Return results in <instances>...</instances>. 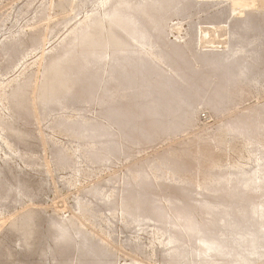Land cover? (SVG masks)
Returning <instances> with one entry per match:
<instances>
[{
  "label": "rangeland",
  "instance_id": "rangeland-1",
  "mask_svg": "<svg viewBox=\"0 0 264 264\" xmlns=\"http://www.w3.org/2000/svg\"><path fill=\"white\" fill-rule=\"evenodd\" d=\"M97 1L100 0H0V96L7 94L5 103L0 98V129L3 130H0V264H92L94 258L93 264H109L110 260V264H174L168 255L170 247L163 244L164 236L159 231L164 224L159 227L151 219L141 220L161 215L160 219L165 222H173L169 216L181 206L174 207L175 203L171 204V201L178 199L189 207L193 206L191 209L198 210L195 206L197 197L192 194L194 190H189L194 187L159 180L151 174L150 165H154L155 158H161L167 151L196 146L206 151L204 164L214 161L224 165L237 164L246 170L254 167L247 148L236 133L227 139V147L217 146L214 139L224 138L217 131L221 124H237L235 122L245 118L250 120L252 111H262L260 120L264 124V0H109L105 7L94 6ZM112 8L117 16H105V9ZM93 14H96L93 24L81 33L69 35L72 29ZM129 14L140 17L137 18L142 28L151 34L152 42H157L162 51L170 54L169 64L179 70L186 82H196L194 85L199 88L207 83L203 93L199 90L198 99L191 95L189 102H192V109L187 111L185 121L176 120L180 126L173 128L174 131L168 129L167 124L165 126L166 121L162 117L156 120L154 116H142L139 119L142 111L133 104H144L149 99L147 87L133 79L131 69H126L125 75H122L121 70L111 71L109 68V62L113 58L119 59L122 56L120 52L130 48L131 40L138 37L141 29L123 21L128 27L125 30L122 18ZM121 29L125 30V34ZM114 46H117L116 49ZM229 48L231 52L227 50ZM226 50L230 52L227 63L231 61L227 68L232 67L231 71H235L239 61L244 62L250 69L246 74L248 79L245 77V81L234 83L229 88L230 99L222 101L223 106L221 103L218 111H212L205 101L213 100L214 87L219 88L224 81V73L220 70L223 71L224 67H218L215 72L211 68L212 60L216 54L222 55ZM149 68V73L154 75L156 71ZM176 81L174 79L171 84L174 89L179 87ZM47 89L51 92L48 93ZM40 92L43 93L41 96ZM199 96L205 98L200 100ZM37 97L42 98L40 102ZM47 97L49 101H46ZM50 98H53L51 103ZM65 116L92 121L89 126L96 129V136L91 139L94 146L84 147L89 139L73 137V131L80 133L83 129L77 122H66ZM242 129L238 127L237 131L244 135ZM259 138L264 142L262 135ZM64 149L69 156L75 155L67 158L63 154ZM191 161L190 157H185L181 163L190 170L195 164ZM134 167L140 168L135 169L138 170L135 174H139L136 182L130 179V174L135 172ZM135 183L137 186H134ZM199 197L211 200L212 196L202 194ZM134 200H137L138 208H134ZM83 208L87 210L89 219L82 214ZM166 215H169L168 220ZM167 230L173 233L169 227ZM88 248L96 249L98 255L95 252L92 256L88 255ZM82 253L84 255L81 256ZM230 261L227 257L222 258L219 264H243L233 257ZM246 264H264V254L263 258H252Z\"/></svg>",
  "mask_w": 264,
  "mask_h": 264
},
{
  "label": "bare ground",
  "instance_id": "bare-ground-1",
  "mask_svg": "<svg viewBox=\"0 0 264 264\" xmlns=\"http://www.w3.org/2000/svg\"><path fill=\"white\" fill-rule=\"evenodd\" d=\"M121 1V0H120ZM136 1V0H135ZM140 1V0H139ZM173 1V0H171ZM170 1V2H171ZM176 1V0H175ZM186 1V0H185ZM199 1V0H198ZM142 2V1H141ZM161 2V1H160ZM159 2V3H160ZM167 3V1H165ZM235 2V1H234ZM172 3V2H171ZM109 4V0H100L97 1L96 5L98 7H105ZM142 4V3H141ZM152 4V3H151ZM154 4V3H153ZM126 5V3H125ZM224 5V4H223ZM155 6V5H154ZM159 6V5H158ZM166 6V5H165ZM169 6V4H168ZM171 7V6H170ZM176 7V6H175ZM178 7V6H177ZM119 8V7H118ZM149 8V7H148ZM123 9V7H122ZM127 9V8H126ZM137 9V8H136ZM140 9V8H139ZM158 9V8H157ZM179 9V8H178ZM129 10V8H128ZM144 10V9H143ZM127 11V10H124ZM134 11V10H133ZM154 11V10H153ZM161 11V10H160ZM174 11V10H173ZM141 12V11H140ZM162 12V11H161ZM160 12V13H161ZM166 12V10H165ZM117 12H114V9H105L104 15L105 16H117ZM129 13H131L129 11ZM137 13V12H136ZM153 13V12H152ZM158 13V12H157ZM164 13V12H163ZM162 13V14H163ZM172 13V12H171ZM128 14V13H127ZM155 14V12H154ZM165 14V13H164ZM168 14V13H167ZM175 14V13H174ZM96 14L91 15L87 19H85L83 22H81L79 25H77L74 29L71 30L69 35H75L77 33H81L86 29L88 26L94 23V17ZM101 15V14H100ZM121 15V14H120ZM138 15V14H135ZM182 15V14H181ZM119 16V15H118ZM146 16V15H145ZM139 17V16H137ZM136 16L133 15H127L122 18V24L123 21L127 22L129 26L131 25L133 28H137L138 37H133L131 40V46L127 50H123L120 52V55H122L119 59L111 60L109 62V68L112 71L113 69H119L121 70V74L125 75L126 69H131V73H133V76H131L136 82H138L139 85H143L147 87V96H149L148 100L144 104H138L135 103L133 106L138 108L139 110L142 111L140 112V116L138 117L139 119L142 118V116L149 117L154 116L156 118L162 117L169 127L168 129L171 128V131H174L173 128H179L180 123L178 125V120L185 121L187 117V111L192 109V105L189 102V100L192 98H197L198 99V94L199 90L204 89L206 87V82L203 84V88H199L195 86L194 84L186 82L182 77L181 73L179 70L174 68L171 64H169L170 60V54L167 52L162 51L158 45L155 42H152V37L149 32L144 30L142 28V25L140 24V20H138ZM148 18V16H146ZM74 18V17H73ZM115 18V17H114ZM140 18V17H139ZM121 19V17H120ZM151 19V18H150ZM102 20V18H101ZM156 20V19H155ZM160 20V19H159ZM107 21V19L105 20ZM111 23V26L113 24ZM121 21V20H120ZM146 21V20H145ZM153 21V20H151ZM167 21V20H166ZM97 22V21H96ZM101 23V22H100ZM108 23V22H107ZM110 23V22H109ZM116 23V22H115ZM120 23V22H119ZM117 23V24H119ZM103 25V22L101 23ZM104 24H106L104 22ZM121 24V25H122ZM126 24V23H125ZM151 24V23H150ZM157 24V22H156ZM160 24V23H159ZM158 24V25H159ZM108 25V24H106ZM104 25V27H109ZM124 25V24H123ZM146 25V24H145ZM144 25V26H145ZM152 25V24H151ZM97 26V24H96ZM115 25H113L114 27ZM117 26V25H116ZM127 26V25H126ZM149 26V25H148ZM154 26V25H153ZM98 27V26H97ZM103 28V26H101ZM100 27V29H101ZM131 27V28H132ZM146 27V26H145ZM161 27V25H160ZM164 28V26H162ZM125 30L128 28L125 27ZM160 29V28H158ZM98 30V29H97ZM103 31V29H101ZM113 30V29H112ZM119 30V29H117ZM125 30L121 31L124 32ZM133 30V29H132ZM108 31V28H107ZM137 31V30H136ZM135 31V32H136ZM163 31V29H162ZM237 31V30H236ZM105 32V31H104ZM103 32V33H104ZM134 32V34H136ZM161 32V31H160ZM91 33V32H90ZM108 33V32H107ZM129 33V31H128ZM106 34V33H105ZM111 34V33H110ZM133 34V35H134ZM160 34V33H158ZM109 35V34H107ZM128 35V34H127ZM153 35V34H152ZM100 36V35H99ZM104 36V35H103ZM113 36V35H112ZM108 37V36H107ZM131 37H132V32H131ZM129 36V38H131ZM68 38V37H67ZM90 38V37H89ZM98 38V36H97ZM126 38V37H125ZM86 39V38H85ZM95 39V37H94ZM104 39V38H103ZM82 40V39H81ZM84 40V39H83ZM88 40V39H87ZM109 39H107L108 41ZM111 40V39H110ZM113 40V39H112ZM157 40V39H156ZM76 41V40H75ZM106 41V42H107ZM116 41V40H114ZM87 42V41H86ZM105 42V40H104ZM118 42V41H117ZM244 42V41H243ZM99 43V42H98ZM113 43V42H110ZM125 43V42H124ZM130 43V42H129ZM103 44V43H100ZM99 44V46H100ZM115 44V43H114ZM119 44V43H118ZM69 45V44H68ZM97 45V44H96ZM109 45V43H108ZM117 45V43H116ZM95 46V45H94ZM111 46V45H110ZM184 46V45H183ZM72 47V46H71ZM69 47V48H71ZM104 47V46H103ZM117 46H114L116 49ZM121 47V46H120ZM119 47V49H120ZM195 47V46H194ZM235 46L231 47L232 49ZM237 47V46H236ZM239 47H241L239 45ZM68 48V47H67ZM79 48V47H78ZM105 48V47H104ZM108 48V46H107ZM110 48V47H109ZM108 48V50H109ZM112 48V46H111ZM123 48V47H122ZM127 48V46H126ZM227 48V47H226ZM231 48L227 49L230 50ZM10 49V48H9ZM89 49V48H88ZM97 49V48H96ZM244 49V47H243ZM19 50V49H18ZM74 50V49H73ZM103 50V49H102ZM174 50V49H173ZM197 50V49H196ZM226 50L225 53H223L221 56H218L219 58H216L212 60V70L214 69L215 72L218 70V67H224L223 71L222 69L221 72L224 73V76L222 77L223 84L219 88H215V91L213 93V100L205 101V105L209 106V109L212 111H218L219 110V105H221L222 101L230 99V90L229 88L236 82L239 81H245L246 74L248 73V67L247 65L245 66L242 62L236 67L235 71H231L230 63L231 61L229 60L230 63H227L229 58V54L231 52H228ZM83 51V50H82ZM88 51V50H87ZM93 51V48H92ZM91 51V52H92ZM110 51V50H109ZM115 50H113L114 52ZM117 51V50H116ZM120 51V50H119ZM223 51V50H222ZM249 51V50H248ZM257 51V50H256ZM67 52V51H66ZM90 52V51H89ZM101 52V51H100ZM105 52V51H104ZM103 52V54H104ZM118 52V51H117ZM196 52V51H195ZM85 53V52H84ZM107 53V52H106ZM177 52H174L176 54ZM193 53V52H192ZM246 53V52H244ZM88 54V53H87ZM93 54V53H92ZM96 54V53H95ZM101 54V55H103ZM118 54V53H117ZM179 54V53H178ZM177 54V56H178ZM211 54V53H210ZM209 54V56H210ZM81 55V54H80ZM106 55V54H105ZM110 55V54H108ZM116 55V54H115ZM73 56V55H72ZM84 56V55H83ZM87 56V55H86ZM111 56V55H110ZM109 56V57H110ZM175 56V55H174ZM213 56V55H212ZM211 56V57H212ZM90 57V56H89ZM92 57V56H91ZM113 57V56H112ZM119 57V56H118ZM207 57V56H206ZM238 57V56H237ZM66 58V57H65ZM98 58V57H97ZM105 58V57H104ZM185 58V57H184ZM194 58V57H193ZM200 61H201V57ZM204 58V57H203ZM223 58V59H222ZM236 58V57H235ZM76 59V58H75ZM74 59V60H75ZM232 59V58H231ZM48 60V59H47ZM66 60V59H65ZM92 60V59H91ZM99 60V59H98ZM181 60V59H180ZM192 60V59H191ZM190 60V61H191ZM195 60V59H193ZM235 60V59H234ZM238 60V58H237ZM247 60V59H246ZM106 61L107 60L106 58ZM179 61V60H178ZM233 61V59H232ZM242 61V60H241ZM244 61V60H243ZM50 62V61H49ZM70 62V61H67ZM74 62V61H73ZM199 62V61H198ZM236 62V61H234ZM238 62V61H237ZM236 62V63H237ZM46 63V62H45ZM55 63V62H54ZM62 63V62H61ZM99 63V62H98ZM171 63V62H170ZM183 63V62H181ZM195 63V62H194ZM209 63V61H208ZM233 63V62H232ZM246 63V62H245ZM173 64V63H172ZM235 64V63H233ZM47 65V64H46ZM54 65V64H53ZM85 65V64H84ZM210 65V64H209ZM108 66V65H107ZM175 66V65H174ZM191 66V65H190ZM207 66V65H206ZM49 67V66H48ZM52 67V66H51ZM68 67V66H67ZM85 67V66H84ZM88 67V66H87ZM149 67H152L154 71V75L150 74L149 72ZM178 67V66H177ZM184 67V65H183ZM188 67V66H187ZM43 68V67H42ZM72 68V67H71ZM149 68V69H148ZM203 68V67H202ZM234 68V67H233ZM54 69V66H53ZM85 69V68H83ZM156 69V70H155ZM152 70V73H153ZM182 70V69H181ZM233 70V69H232ZM62 71V70H61ZM109 71V70H108ZM47 72V71H46ZM56 72V71H55ZM103 72V71H102ZM160 74H158V73ZM212 72V71H211ZM219 72V71H218ZM217 72V73H218ZM219 72V73H221ZM100 73V72H99ZM105 73V72H104ZM145 73H149L148 76H145ZM196 73V72H195ZM216 73V74H217ZM49 74V73H48ZM56 74V73H55ZM54 74V75H55ZM62 74V73H59ZM64 75V74H63ZM103 75V74H102ZM105 75V74H104ZM117 75V74H116ZM44 76V75H43ZM57 76V75H56ZM78 76V75H77ZM187 76V75H186ZM185 76V77H186ZM189 76V75H188ZM197 76V75H196ZM219 76V77H220ZM248 76V75H247ZM111 77V74H110ZM120 77V75H119ZM208 77V76H207ZM250 77V76H249ZM253 77V76H252ZM255 77H257L255 75ZM54 78V76H53ZM80 78V76H79ZM127 78V77H126ZM136 78V79H135ZM213 78V77H212ZM247 78V77H246ZM259 78V77H258ZM47 79V78H46ZM61 79V78H59ZM100 79V78H99ZM176 79L179 82V87L175 88L171 86L172 81ZM248 79V78H247ZM43 78H41V81ZM56 80V79H55ZM58 80V79H57ZM113 80V79H112ZM132 80V79H130ZM201 80V79H200ZM221 80V79H219ZM253 80V79H251ZM25 81V80H24ZM126 81V80H125ZM176 83L178 84V82ZM189 81V80H188ZM197 81V80H196ZM211 81V80H210ZM248 81V80H247ZM250 81V79H249ZM29 82V81H28ZM92 82V81H91ZM101 82V81H100ZM104 82V80H103ZM251 82H254L251 81ZM42 83V82H41ZM49 83V82H48ZM65 83V82H64ZM133 83V82H132ZM174 83V82H173ZM216 83V82H215ZM20 84V83H19ZM101 84V83H100ZM115 84V83H114ZM151 84L154 85V88H151ZM201 84V83H200ZM219 84V83H218ZM51 85V84H50ZM49 85V87H50ZM67 85V84H65ZM112 85V84H111ZM116 85V84H115ZM131 86L133 84H130ZM173 85V84H172ZM210 85V84H209ZM41 86V85H40ZM110 86V85H109ZM175 86V85H174ZM145 87V88H146ZM177 87V85H176ZM123 88V87H122ZM133 88V87H132ZM135 88V85H134ZM208 88V87H207ZM206 88V89H207ZM38 89V88H36ZM35 89V90H36ZM43 89V88H42ZM63 89V88H62ZM68 89V88H66ZM97 89V88H96ZM110 89V88H109ZM209 89V88H208ZM219 89V90H218ZM64 90V89H63ZM90 90V89H89ZM125 90V89H124ZM138 90V89H137ZM143 90V89H142ZM167 91L166 93L163 91ZM48 91V89H47ZM66 91V90H65ZM68 91V90H67ZM101 91V89H100ZM42 92V90H41ZM40 96L43 94H41ZM51 92V91H50ZM48 91V93H50ZM54 92V91H53ZM57 92V90H56ZM59 92V91H58ZM64 92V91H63ZM89 92V91H88ZM131 92V91H130ZM133 92V90H132ZM131 92V93H132ZM204 91L202 90L201 93ZM211 92V90H210ZM27 93V92H26ZM34 93V92H33ZM38 93V92H37ZM114 93V92H113ZM143 93V91H142ZM208 93V92H207ZM12 94V93H11ZM46 94V93H45ZM44 94V96H45ZM79 94V93H78ZM119 94V93H118ZM144 94V93H143ZM15 95V94H14ZM35 95V94H34ZM50 95V94H49ZM99 95V94H98ZM209 95V93H208ZM207 95V96H208ZM210 95H212L210 93ZM23 96V95H22ZM21 96V97H22ZM26 96V95H25ZM43 96V99H44ZM48 96V95H47ZM53 95H50V97ZM135 96V95H134ZM139 96V94H138ZM169 96V97H168ZM191 96V97H190ZM203 96V95H202ZM200 97L199 99L202 100L201 98L205 97ZM39 97V96H38ZM37 97V98H38ZM91 97V96H90ZM97 97V96H96ZM101 97V95H100ZM210 97V96H209ZM1 100L6 102L7 99V94L1 95L0 96ZM24 98V97H23ZM40 98V97H39ZM40 100L42 99H39ZM46 98V97H45ZM60 98V97H59ZM93 98V97H92ZM122 98V97H121ZM146 98V97H145ZM31 99V98H30ZM52 99V100H51ZM71 99V98H70ZM117 99V98H116ZM32 100V99H31ZM36 102V99H34ZM48 100V97L46 101ZM50 103L53 101V98H50ZM58 100V99H56ZM77 100V99H76ZM94 100V99H93ZM193 100V99H192ZM208 100V99H205ZM44 101V102H46ZM49 101V100H48ZM96 101V100H95ZM98 101V100H97ZM109 101V99H108ZM107 101V102H108ZM112 101V100H111ZM116 101V100H115ZM122 101V100H121ZM143 101V100H142ZM145 101V100H144ZM191 101V100H190ZM26 102V101H25ZM28 102V100H27ZM26 102V103H27ZM38 102V104H39ZM69 102V101H68ZM86 102V101H85ZM93 102V101H92ZM119 102V101H118ZM34 101L32 102V104ZM37 103V102H36ZM109 103V102H108ZM194 103V102H193ZM224 103V102H223ZM222 103V106H223ZM226 103V102H225ZM18 104V103H17ZM30 108L31 104L28 103ZM27 104V105H28ZM45 104V103H44ZM43 104V105H44ZM104 104V103H103ZM17 106V105H16ZM203 106V105H202ZM7 107V106H6ZM19 107V106H18ZM26 107V106H25ZM99 107V106H98ZM115 107V106H114ZM201 107V106H200ZM120 108V107H119ZM223 108V107H222ZM27 109V107H26ZM32 109V108H31ZM45 109V108H44ZM134 109V108H133ZM137 109V111H138ZM250 109V108H249ZM8 110V108H7ZM24 110V109H23ZM118 110V109H117ZM127 110V109H125ZM124 110V111H125ZM197 110V109H196ZM80 111V110H79ZM121 111V110H119ZM123 111V110H122ZM194 111V110H193ZM260 111V110H259ZM258 110L252 111L251 113V118L250 120L242 119L241 122L237 121L235 123L237 124H230L226 123L221 124L218 128L217 131H219L221 134L224 135V138H215V142L217 146H222L224 145L225 147L228 146L229 141L227 139H230L233 134H237V138H239L242 142L243 145L247 148V152L249 153V157L251 158L254 167L250 170L244 169L242 166H239L237 164H232V165H224L220 164L214 161H210L207 164H204L203 162L206 161V156H205V150H202L199 147H194L192 149H184V150H179V151H167L166 153L161 155V158H155L156 160L154 161V165H150V171L151 174H153L156 178L159 177V180H165L169 182H174L181 185L184 184L185 187H194V189H189V190H194L192 194L197 197L195 200V206L198 208L197 209H191L190 207L193 206H188L187 204H184L181 200L174 199L175 201L172 202L171 198V204H174V207L177 205H180L181 209H174L173 214L166 215L167 220L170 217L173 222H165L164 220L160 219L161 216L160 212L159 217H157V211L156 213V218H151V217H144L141 221L144 220H153L154 222H157L160 225L166 226V229H163L164 226L160 229L159 231L162 236H164V242L163 244L167 245L170 247L169 251V256L171 257V262L174 264H219L220 260L222 258L226 257L230 261V257H233L236 259L238 262L246 264L247 262L250 261L252 258H263L264 254V188H262V185L264 186V142L260 140V136L262 135V138L264 139V124L261 123L260 117L262 116L261 112ZM30 112V111H29ZM126 112V111H125ZM124 112V115H125ZM211 112V111H210ZM43 113V112H42ZM101 113V112H100ZM111 113V112H110ZM48 114V113H47ZM102 114V113H101ZM107 116V113H105ZM122 114V113H121ZM129 114V113H128ZM127 114V115H128ZM99 115V114H98ZM131 115V114H130ZM134 115V114H133ZM132 115V116H133ZM137 115V113H136ZM8 116V115H7ZM53 116V115H52ZM123 116V115H122ZM126 116V115H125ZM135 116V115H134ZM111 117V116H110ZM114 117V116H113ZM119 117V116H118ZM11 118V116H10ZM66 122H77L79 128L83 129L80 131V133H77L76 131H73L72 135L73 137H78L79 139H89V141L84 144V147H92L91 139L96 136V129L93 127H90L89 124L92 123V121L78 117V118H71L70 116H65L64 117ZM197 118V117H196ZM242 118V117H240ZM244 118V117H243ZM249 118V117H248ZM9 119V118H8ZM115 119V117H114ZM152 119V118H151ZM235 119V118H234ZM238 119V118H237ZM7 120V119H5ZM12 120V119H11ZM97 120V119H96ZM111 120V119H110ZM138 120V119H137ZM157 120V119H156ZM162 120V119H161ZM197 120V119H196ZM16 121V120H15ZM136 121V120H135ZM139 121V120H138ZM164 121V122H165ZM195 121V120H194ZM229 121V120H228ZM233 121V120H231ZM235 121V120H234ZM264 121V119H262ZM63 122V121H62ZM133 122V121H132ZM150 122V120L148 121ZM154 122V118H153ZM230 122V121H229ZM15 123V122H14ZM103 123V122H102ZM113 123V122H112ZM116 123V122H115ZM122 123V122H121ZM159 123V122H157ZM10 124V123H9ZM96 124V123H95ZM106 124V122L104 123ZM117 124V123H116ZM125 124L128 126V122H125ZM150 124V123H149ZM148 124V125H149ZM156 124V123H155ZM162 124V123H161ZM160 124V125H161ZM162 124V125H164ZM13 125V124H12ZM108 125V124H107ZM125 125V126H126ZM159 125V124H157ZM219 125V124H218ZM75 126V125H74ZM124 126V125H123ZM122 126V128H123ZM141 126V125H140ZM63 127V125H62ZM103 127V126H102ZM121 127V126H120ZM160 127V126H159ZM241 127L244 129V135H242L241 132L237 131V128ZM64 128V127H63ZM121 128V130H122ZM128 128V127H127ZM141 128V127H140ZM149 128V127H148ZM161 128V127H160ZM163 128V127H162ZM167 128V127H166ZM216 128V127H215ZM11 129V128H10ZM72 129V128H71ZM125 129V128H124ZM146 129V127L144 128ZM151 129V128H150ZM153 129V128H152ZM156 129V128H155ZM167 129V132H168ZM173 129V130H172ZM240 129V128H239ZM242 129V130H243ZM3 131L2 129H0ZM111 130V129H110ZM159 130V129H157ZM156 130V131H157ZM162 130V129H161ZM106 131V130H105ZM132 131V130H131ZM138 131V130H137ZM143 131V130H142ZM152 131V130H150ZM163 131V130H162ZM170 131V130H169ZM133 132V131H132ZM136 132V130H135ZM145 132V130H144ZM153 132V131H152ZM151 132V134H153ZM161 132V131H160ZM166 132V131H165ZM119 133V132H118ZM117 133V134H118ZM147 134V132H145ZM169 133V132H168ZM155 134V133H154ZM153 134V135H154ZM170 134V133H169ZM235 134V135H236ZM150 135V134H149ZM152 135V136H153ZM126 136V135H124ZM123 136V138H124ZM133 136V135H132ZM104 137V136H103ZM143 137V136H142ZM146 137V136H144ZM156 137V135H155ZM117 138V137H116ZM200 138V137H199ZM226 138V139H225ZM112 139V138H111ZM129 138H127L128 140ZM141 139V138H140ZM144 139V138H143ZM6 140V138L4 139ZM109 140V139H108ZM113 140V139H112ZM7 141V140H6ZM87 141V140H86ZM120 141V140H119ZM136 141V140H135ZM127 142V141H126ZM138 142V141H137ZM78 143V142H77ZM107 143V142H106ZM121 143V142H120ZM114 144V143H113ZM110 145V144H109ZM124 145V144H123ZM108 146V145H107ZM106 146V147H107ZM113 146V145H112ZM121 147V145H120ZM119 147V148H120ZM1 148V147H0ZM2 149V148H1ZM107 149V148H106ZM118 149V148H116ZM76 151V150H75ZM110 151V150H109ZM117 151V150H116ZM88 152V151H87ZM91 153H95V151H91ZM67 158H72L75 154L73 153L72 155H68L66 149H64L63 153ZM97 154V152H96ZM99 154V153H98ZM7 155V154H5ZM57 155V154H55ZM59 157V156H58ZM57 157V158H58ZM61 157V156H60ZM93 157V156H92ZM91 157V158H92ZM97 157V156H96ZM107 157V156H106ZM185 157H190L193 161L194 167L190 170H187L184 168V165L181 163V160ZM100 158V157H99ZM103 158V157H102ZM98 159V157H97ZM110 159V158H109ZM61 160V159H60ZM64 160V159H63ZM99 160V159H98ZM189 160V159H187ZM62 161V160H61ZM191 161V162H192ZM86 162V161H85ZM64 163V162H63ZM66 163V161H65ZM70 164V163H68ZM96 164V163H95ZM100 164V163H99ZM149 164V163H148ZM190 165V164H189ZM57 166V164H56ZM143 166V165H142ZM147 166V165H146ZM143 167V168H146ZM139 167V166H138ZM136 167V168H138ZM135 167L133 168L135 171L134 173L130 174V179L135 181L139 178V174L137 173L138 170ZM140 169V168H138ZM131 170V169H130ZM129 170V171H130ZM132 171V170H131ZM148 170L144 171L147 172ZM141 172V171H140ZM143 172V171H142ZM144 174V173H143ZM150 173L148 174V176ZM141 176V174H140ZM127 177V176H126ZM143 177V176H142ZM151 177V176H150ZM149 178V177H148ZM153 178V177H152ZM146 180V178H145ZM154 180V179H153ZM152 181V180H151ZM157 181V180H156ZM126 182V181H125ZM136 182V181H135ZM128 183V182H127ZM144 183V181L142 182ZM21 184V183H20ZM148 184V183H147ZM146 184V186H147ZM150 184V183H149ZM126 185V184H125ZM131 185V184H130ZM140 185V183H139ZM144 186V184H142ZM141 185V186H142ZM134 186H137L136 183ZM142 186V187H143ZM159 186V185H158ZM17 187V186H16ZM21 187V186H20ZM145 187V186H144ZM179 187V186H177ZM129 188V187H128ZM10 189V188H9ZM14 189V188H13ZM137 189V188H136ZM154 189V188H153ZM179 189V188H178ZM156 190V189H155ZM23 191V189H22ZM135 191V190H134ZM138 191V190H137ZM161 191V190H160ZM180 191V189H179ZM183 191V190H182ZM181 191V192H182ZM185 191V190H184ZM190 191V193H191ZM187 191H185L186 193ZM30 193V192H29ZM96 193V192H95ZM133 193V192H132ZM152 193V192H151ZM184 193V192H183ZM189 193V191H188ZM189 193V194H190ZM94 194V193H92ZM187 194V193H186ZM202 194H208L211 195V200H208V198H200L199 196ZM184 195V194H183ZM188 195V194H187ZM186 195V196H187ZM18 196V195H17ZM144 197V196H143ZM202 197V196H201ZM146 198V197H145ZM148 198V197H147ZM151 198V197H150ZM168 199V198H167ZM170 199V198H169ZM126 200V199H124ZM138 200V199H137ZM136 200V201H137ZM145 200V199H144ZM131 201H133L131 199ZM134 200V208H136V202ZM144 202V201H143ZM170 202V201H169ZM131 203V202H130ZM188 203V202H187ZM128 204V202H127ZM138 204V203H137ZM141 204V203H139ZM138 204V205H139ZM165 204H170V203H165ZM121 205V204H120ZM123 205V204H122ZM126 205V203H125ZM145 205V203H144ZM147 205V204H146ZM151 205V204H150ZM141 206V205H140ZM194 206V207H195ZM126 208V207H125ZM138 208V207H137ZM144 208V207H143ZM153 208V207H152ZM165 208V207H164ZM179 208V207H178ZM129 209V207L127 208ZM140 209V208H139ZM163 209V208H162ZM161 209V211H162ZM122 210V209H121ZM135 210V209H134ZM150 210V209H149ZM152 210V209H151ZM137 211V210H135ZM141 211V210H140ZM144 211V209H143ZM142 211V212H143ZM155 211V210H154ZM152 211V212H154ZM170 211V210H169ZM124 212V211H123ZM127 212V211H126ZM125 212V213H126ZM145 212H147L145 210ZM166 212V210H165ZM129 213V212H127ZM141 213V212H140ZM139 213V214H140ZM149 213V212H148ZM147 213V214H148ZM82 214L88 218V213L86 209H82ZM122 214V213H121ZM131 214V212H130ZM129 214V216H130ZM144 214V213H143ZM146 214V216H147ZM151 214V213H150ZM162 214V213H161ZM168 214V212H167ZM123 215V214H122ZM149 215V214H148ZM155 215V214H153ZM128 216V217H129ZM152 216V215H151ZM169 216V217H168ZM172 216V217H171ZM132 217V216H131ZM136 217V216H135ZM133 217V218H135ZM142 217V216H141ZM138 218V217H137ZM25 219V217H24ZM131 219V218H130ZM136 220V219H135ZM139 220V219H138ZM150 220V221H151ZM140 221V222H141ZM137 221H135L136 223ZM29 223V222H28ZM65 223V222H64ZM62 224V223H61ZM60 225V223H59ZM56 226V225H55ZM58 226V225H57ZM66 226V225H65ZM154 226V225H153ZM158 226V225H157ZM62 227V226H61ZM69 227V226H67ZM156 227V226H155ZM167 227L170 228V230L173 231L171 233L170 231L167 230ZM57 228V227H56ZM55 228V229H56ZM65 228V227H64ZM54 229V228H53ZM52 229V230H53ZM74 229V228H72ZM57 230V229H56ZM68 230V229H67ZM70 230V228H69ZM55 231V230H54ZM59 231V229H58ZM73 231V230H72ZM76 231L75 233H77ZM177 232V233H176ZM42 233V232H41ZM65 233V232H64ZM70 233V232H69ZM74 234V233H73ZM81 234V233H79ZM21 235V234H20ZM41 235V234H40ZM62 234L59 235V237ZM69 235V234H68ZM78 235V234H77ZM180 235V236H179ZM22 236V235H21ZM29 236V235H28ZM46 236V235H45ZM70 236V235H69ZM93 236V235H92ZM91 236V237H92ZM41 237V236H40ZM71 237V236H70ZM83 237L85 238L84 234ZM21 238V237H20ZM29 238V237H28ZM56 238V237H55ZM62 238V237H61ZM75 238H77L75 236ZM74 238V239H75ZM81 239V238H80ZM86 239V238H85ZM95 239V238H94ZM63 240V239H62ZM41 241V240H40ZM46 241V240H45ZM83 241V240H82ZM92 241V240H91ZM97 241V239H96ZM64 242V241H63ZM68 242L69 241H65ZM87 242V241H86ZM89 242V241H88ZM44 243V242H43ZM71 243V242H70ZM79 243V242H78ZM81 243V242H80ZM94 243V242H93ZM92 244V243H91ZM70 245V244H69ZM85 245V244H84ZM89 245V244H88ZM64 246V245H63ZM98 246V245H97ZM100 246V245H99ZM72 247V246H71ZM77 247V246H76ZM87 247V245H86ZM91 247V246H90ZM104 247V246H103ZM108 247V246H107ZM199 247V248H198ZM79 248V247H78ZM93 248V246L91 247ZM91 248H88V252L90 256L94 254L95 249L92 250ZM95 248V247H94ZM48 249V248H47ZM74 249V248H73ZM72 249V250H73ZM39 250V249H38ZM77 250V249H76ZM86 250V249H85ZM86 250V251H87ZM169 250V249H167ZM46 251V250H45ZM78 251V250H77ZM84 251V249H83ZM98 251H101V249ZM165 251V250H164ZM76 252V251H75ZM103 252V251H101ZM113 252V251H112ZM61 254V253H60ZM86 254V253H85ZM88 254V255H89ZM96 254V252H95ZM111 254V253H110ZM42 255V254H41ZM79 255V254H78ZM84 255L83 253L81 256ZM98 254H96L97 256ZM77 256V255H76ZM100 256V255H99ZM57 257V255H56ZM167 257V256H166ZM91 258V257H90ZM102 258V257H100ZM165 258V257H164ZM89 259V256L87 257ZM166 259V258H165ZM90 260V259H89ZM92 260V258H91ZM97 260V259H96ZM232 260V259H231ZM64 261V260H63ZM76 261V260H75ZM83 261V259H82ZM87 261V260H86ZM85 261V262H86ZM100 261V260H99ZM98 261V262H99ZM108 261V260H106ZM167 261V260H166ZM169 261V260H168ZM235 261V262H237ZM77 262H79L77 258ZM84 262V263H85ZM91 262V261H87ZM95 262V258H94ZM93 262V263H94ZM111 262V260H110ZM109 262V264H110ZM228 262V261H227ZM231 262V261H230ZM233 262V260H232ZM92 263V264H93ZM253 263V262H252ZM260 263V262H259ZM67 264V263H66ZM79 264V263H78ZM81 264H83L81 262ZM86 264V263H85ZM98 264V263H97ZM106 264V263H105ZM108 264V263H107ZM227 264V263H226ZM235 264V263H233ZM238 264V263H237Z\"/></svg>",
  "mask_w": 264,
  "mask_h": 264
}]
</instances>
